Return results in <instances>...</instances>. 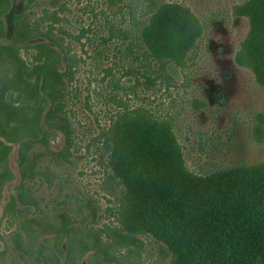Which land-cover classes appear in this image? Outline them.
I'll list each match as a JSON object with an SVG mask.
<instances>
[{
	"label": "rangeland",
	"instance_id": "rangeland-1",
	"mask_svg": "<svg viewBox=\"0 0 264 264\" xmlns=\"http://www.w3.org/2000/svg\"><path fill=\"white\" fill-rule=\"evenodd\" d=\"M12 1L4 15L11 31L15 24H26L53 33L75 59L64 110L71 144L57 131L50 148L66 149L65 156L51 154L42 143L33 145L36 175L25 179L36 204L31 216L50 233L70 221L65 247L72 243L78 249L81 241L93 245L91 234H97L111 255L124 259L127 248L111 245L112 231L119 229L138 238L139 249L131 257L140 264H231L215 243L213 197L235 179L231 170L239 175L264 161V137L256 131L264 86L249 55V48L261 42L253 39V22L263 19L259 6L264 0H163L189 8L204 26L184 65H161L144 49L140 33L147 0ZM41 41L49 39L27 40ZM33 52L22 49L29 62ZM11 72L0 66V84ZM144 109L171 118L179 143L170 180L151 186L126 177L118 154L126 137L116 138L121 116ZM18 148L15 144L10 154L15 178L5 184L0 217L22 179ZM213 173L221 178L209 180ZM14 232V226L0 221L6 248L0 264H41L35 254L18 248ZM45 236L26 243L39 244ZM173 247L182 252V261ZM93 250L82 264H89Z\"/></svg>",
	"mask_w": 264,
	"mask_h": 264
},
{
	"label": "trees",
	"instance_id": "trees-1",
	"mask_svg": "<svg viewBox=\"0 0 264 264\" xmlns=\"http://www.w3.org/2000/svg\"><path fill=\"white\" fill-rule=\"evenodd\" d=\"M147 1L144 10L146 20L140 33L144 49L156 63L184 65L188 53L202 36V21L187 7L178 9L163 0ZM10 4V0H0V39L6 34L4 15ZM259 8L263 19L253 22V39H260L261 42L249 48V55L256 68V80L264 86V1L260 2ZM12 31L13 42L0 41V66L12 68L11 74L5 76L0 84V202L5 184L15 178L10 164V154L15 144L19 145L17 164L22 179L17 185V194H11L4 205L0 221L5 220L8 225L16 226L14 238L18 248L32 253L34 247H28L20 226L27 240L32 242L38 236L36 231H42L33 223L40 225V222L35 218L28 219L17 202L32 201L25 179L36 175L38 155H31L33 145L42 143L51 154L65 156L66 149L56 152L50 148L51 139L57 135V131L66 136L67 146L71 144V123L64 110L67 82L72 76L75 59L53 33H43L26 24H15ZM39 35L47 37L55 46L49 42L23 45L25 41ZM22 49H33L31 62L23 57ZM64 56L67 60L65 69L62 67ZM126 114L121 116L116 128L117 141L126 137L118 153L126 177L134 184L150 186L156 184L155 180H170V172L175 168V155L179 152L171 118L158 116L150 109L132 116ZM256 131L264 137V112L258 115ZM240 172L238 175L231 170L235 179L213 197V218L217 232L215 243L224 249L231 264H264V161L248 165ZM208 178L215 181L221 176L213 173ZM71 229V222L65 220L61 231L66 236ZM112 236L111 245L127 248L124 259L111 255L100 236L91 234L93 245L81 241L79 254H76L78 250L74 245L69 243L65 264H78V260L92 246L95 250L87 257L90 264H111V261L140 264L131 257L139 249L138 238L119 229H113ZM55 240L59 246L60 237ZM173 250L177 261H182V252L174 247ZM5 253L6 248L1 246L0 256ZM36 255L39 258L46 257L42 248H38Z\"/></svg>",
	"mask_w": 264,
	"mask_h": 264
},
{
	"label": "flooded vegetation",
	"instance_id": "flooded-vegetation-1",
	"mask_svg": "<svg viewBox=\"0 0 264 264\" xmlns=\"http://www.w3.org/2000/svg\"><path fill=\"white\" fill-rule=\"evenodd\" d=\"M10 1H11V4H10V8L8 9L7 13L10 11V9L13 6V1L12 0H10ZM13 33L14 32L11 31V29H9L7 24H6V34H5L4 37H2L0 39V41H2L3 39H6L7 40L6 42H8V43L9 42H13L14 41L13 40ZM15 194H17V193H15ZM17 203H18L19 207L23 210V212L25 213V215H26V217L28 219L35 218V217L31 216L32 215L31 212H32L33 206L35 208V205H36L35 202L30 201V202H27V203H22V202L18 201ZM1 217H2V215H1ZM38 222H40V221H38ZM40 225H38L35 222L33 223V226L41 228L42 231H36L38 236H37L36 239H34L32 241V243L38 241L43 235L47 234V236H45L44 239H43V242H41L39 244L28 245L29 248H30V246L34 247L31 250L32 253H28V254H35L36 255V253L38 252V248H42L43 253L46 255V257L45 258H44V256L40 257V259L42 260L41 264H65L66 261H67L66 252L68 251L67 249L69 247V244H68L67 247H65L64 246L65 245L64 242L70 236V232L71 231H69V234L65 236V233L61 231L62 227L58 228L55 232L50 233V232L46 231L48 228L46 226H44L41 222H40ZM14 227L16 229V226H14ZM20 230L22 231V233H23V235L25 237V240H27V236L24 233L23 228L21 226H20ZM58 237H60L59 246L57 245V242L55 240ZM1 246H2V242L0 240V247ZM46 250H49L50 254H48V253L46 254L45 253ZM76 250H78V249L76 248ZM24 253H26V252H24ZM76 254H79V250L76 251ZM84 256H85V254H83V256L80 258V260H78V264H82L83 263ZM87 263L90 264V262H88V260H87Z\"/></svg>",
	"mask_w": 264,
	"mask_h": 264
},
{
	"label": "water",
	"instance_id": "water-1",
	"mask_svg": "<svg viewBox=\"0 0 264 264\" xmlns=\"http://www.w3.org/2000/svg\"><path fill=\"white\" fill-rule=\"evenodd\" d=\"M31 40V39H30ZM42 42V41H41ZM23 43V42H22ZM35 43H37V42H34V43H32V44H35ZM49 43L52 45V46H55L51 41H49ZM28 44V42L27 41H25L24 43H23V45H27ZM63 64L65 65V68L67 67V60H66V57L64 56L63 57ZM64 68V69H65ZM61 70H62V68H61ZM43 124H45V123H43ZM48 129H50V130H55L54 128H48ZM61 134H62V137H63V139H64V142L66 143L67 142V140H66V136L61 132V131H59ZM19 149V148H18ZM58 151H61V149H59ZM12 167V166H11ZM13 169V168H12ZM14 171V170H13ZM21 180V179H20ZM21 183V182H20ZM9 198H10V196H9ZM9 198H8V200H9ZM8 200H7V202H8ZM6 202V203H7ZM5 203V204H6ZM4 208V207H3Z\"/></svg>",
	"mask_w": 264,
	"mask_h": 264
}]
</instances>
